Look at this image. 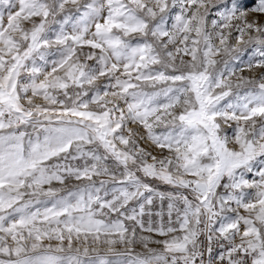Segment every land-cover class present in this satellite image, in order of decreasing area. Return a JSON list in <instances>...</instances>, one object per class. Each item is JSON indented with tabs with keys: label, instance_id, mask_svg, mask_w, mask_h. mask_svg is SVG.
I'll use <instances>...</instances> for the list:
<instances>
[{
	"label": "snow or ice",
	"instance_id": "6c2138e0",
	"mask_svg": "<svg viewBox=\"0 0 264 264\" xmlns=\"http://www.w3.org/2000/svg\"><path fill=\"white\" fill-rule=\"evenodd\" d=\"M0 264H264V0H0Z\"/></svg>",
	"mask_w": 264,
	"mask_h": 264
},
{
	"label": "rangeland",
	"instance_id": "374dc122",
	"mask_svg": "<svg viewBox=\"0 0 264 264\" xmlns=\"http://www.w3.org/2000/svg\"><path fill=\"white\" fill-rule=\"evenodd\" d=\"M247 59V56H245V60ZM245 75H251V73H248V72H245L244 73ZM231 146V145H230ZM161 187H164V186H161ZM153 247H155V245H153ZM136 251L137 252H140V251H142V249L138 246L137 248H136Z\"/></svg>",
	"mask_w": 264,
	"mask_h": 264
}]
</instances>
